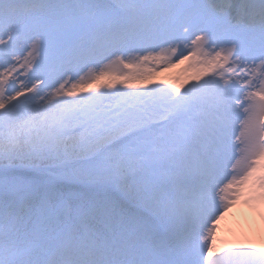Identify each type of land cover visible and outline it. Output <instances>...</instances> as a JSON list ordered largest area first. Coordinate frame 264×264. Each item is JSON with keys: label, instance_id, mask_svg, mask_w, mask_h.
I'll use <instances>...</instances> for the list:
<instances>
[{"label": "snow or ice", "instance_id": "1", "mask_svg": "<svg viewBox=\"0 0 264 264\" xmlns=\"http://www.w3.org/2000/svg\"><path fill=\"white\" fill-rule=\"evenodd\" d=\"M173 58L191 82L152 83ZM241 198L264 203V0H0V264H264L216 244Z\"/></svg>", "mask_w": 264, "mask_h": 264}, {"label": "bare ground", "instance_id": "2", "mask_svg": "<svg viewBox=\"0 0 264 264\" xmlns=\"http://www.w3.org/2000/svg\"><path fill=\"white\" fill-rule=\"evenodd\" d=\"M188 65H189L188 61L179 63L177 62L176 58H173L172 66L162 65V64L158 65L155 68L156 71L154 72V79L152 80V83L167 82L168 84L176 83L178 85L186 86L187 83L191 82L190 81L191 68H189ZM259 204L261 207V212L264 213V203L259 202ZM252 215L254 218V225L258 231V235L264 241V223L261 220V215H258L257 213H253ZM226 217L227 215L221 216L218 222H216L215 228L220 226L219 222L225 220ZM247 236H248L247 229L245 227H241L240 233L238 234V241L241 242L240 240H242Z\"/></svg>", "mask_w": 264, "mask_h": 264}, {"label": "rangeland", "instance_id": "3", "mask_svg": "<svg viewBox=\"0 0 264 264\" xmlns=\"http://www.w3.org/2000/svg\"><path fill=\"white\" fill-rule=\"evenodd\" d=\"M185 54H187V53H185ZM151 66V65H150ZM156 71V70H155ZM256 232H257V228H256ZM258 233V232H257ZM249 242H251V243H256V244H264V241H261L260 239H259V235L257 236V238L256 239H253L252 241H247V242H245V243H249Z\"/></svg>", "mask_w": 264, "mask_h": 264}]
</instances>
